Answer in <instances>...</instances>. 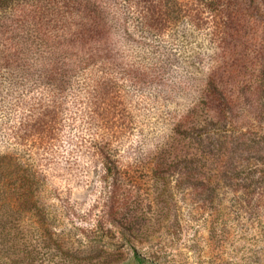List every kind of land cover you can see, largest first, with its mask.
<instances>
[{
	"label": "rangeland",
	"instance_id": "374dc122",
	"mask_svg": "<svg viewBox=\"0 0 264 264\" xmlns=\"http://www.w3.org/2000/svg\"><path fill=\"white\" fill-rule=\"evenodd\" d=\"M28 29L13 31L28 42L22 51L0 47V166L19 160L35 173L38 194L19 201L17 181L0 176V264H264V151H240L208 177L174 164L197 146L183 125L216 58L229 59L205 31L183 23L142 39L109 22L125 65L159 62L166 71L148 83L123 69L112 75L107 115L89 86L101 71L68 72L60 88L40 80L37 63L49 51ZM236 52L227 67L252 68L250 46ZM3 55L15 57L10 68ZM46 106L52 130L22 136Z\"/></svg>",
	"mask_w": 264,
	"mask_h": 264
},
{
	"label": "trees",
	"instance_id": "16d2710c",
	"mask_svg": "<svg viewBox=\"0 0 264 264\" xmlns=\"http://www.w3.org/2000/svg\"><path fill=\"white\" fill-rule=\"evenodd\" d=\"M115 19L127 35L136 34L142 39H157L185 23L205 31L231 64L237 49L245 51L250 46V69L233 70L224 59L216 58L207 88L202 91L204 97L190 113L193 119L183 125L182 134L197 146L174 164L183 163L189 173L208 177L218 164H229V159L240 151L254 149L260 156L264 151V0H0V47H9L13 53L22 51L28 42L14 41L13 31L19 26L29 27L33 43L36 40L37 46L49 51L37 63L39 78L55 88L64 85L68 72L101 71L100 77L91 75L89 86L97 98L96 111L108 115L111 111L107 108L114 101L113 80H109L112 75L123 69L139 83H148L158 81L157 77L166 71L159 62L139 68L124 64L108 30V23ZM14 59L13 55H3L2 61L10 68ZM204 109L203 118L200 111ZM53 110L41 108L31 122L23 124L27 134L22 136L46 137L54 124ZM194 132L195 142L191 140ZM238 135H249L248 142H244L246 138L239 141ZM213 155L225 159H214ZM5 159L0 176L17 181V200L36 199L35 173L16 158ZM258 160L264 161L262 157ZM9 196L3 200H11ZM134 264L153 263L136 258Z\"/></svg>",
	"mask_w": 264,
	"mask_h": 264
}]
</instances>
